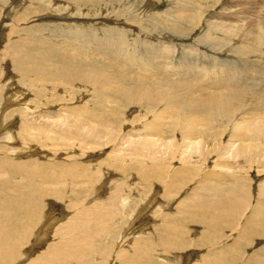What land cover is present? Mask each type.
<instances>
[{"label":"rangeland","instance_id":"1","mask_svg":"<svg viewBox=\"0 0 264 264\" xmlns=\"http://www.w3.org/2000/svg\"><path fill=\"white\" fill-rule=\"evenodd\" d=\"M225 1L218 4L219 6H213L207 11L205 10V6H197L194 0H0V84L4 83L3 86L6 84L5 86H7V90L9 89L6 91V96L12 97L13 95L16 96V94L19 93L18 95L22 98L20 100L18 97L19 99L17 98L18 101H16V103L10 102L9 104L14 105L9 106L4 116V121L7 122L6 127L9 131V134H11L12 137L15 136L17 138L13 141V143L11 141L8 142L3 140L5 137L4 134L8 133L7 130H4L1 132L3 135L1 138L2 140L0 139V149H4L3 151L9 154L14 151H21L19 152V154L21 153L20 156L25 155L24 157H21V159L17 158V154H10V156L6 158L8 161L7 165L10 166L9 172L18 169V167L20 168L21 166H17V163L20 161L25 160L29 162L31 160L37 159L41 163L46 162L47 164H53L56 160V162L60 163L61 165H63L64 161L67 162V164L69 163L68 165L73 166L76 171H87L88 174H91L95 172V169H98V172L96 173H99L98 175H100V178L102 177L99 179L96 185L91 183V186H87V189H84L87 191L86 193L84 190H77L71 193L69 185H67L70 183V181L68 179H63L65 185L62 187L63 189L60 188L58 190L59 195L57 194L56 197H43L39 202L42 210L41 217L44 218L45 215H48V213L51 214V217L53 216L51 221L48 222L49 227L40 231L43 223L40 224L36 231L37 239L34 240L35 243L33 241L31 244H28L26 246L27 248L24 249V253H17L14 264L22 263L25 259L24 254H29L32 256L35 253L40 254L46 249L51 250V248L54 246L61 244L64 239L70 238L72 233L76 234L81 231H86L85 234L89 232L90 239H92L91 241L89 240L87 246H82L84 247V250L85 248H87V250L86 258L82 260L83 263L81 264H91V262L92 264H119V261L117 263L114 262V257H116L118 254L122 256L126 255L125 257H127L128 253L126 250H130L133 243H139V241H142L140 239H143L145 242L148 241L147 243L142 241L141 249L146 251V244H149V249L151 251L149 249L148 250L150 251V255H152L150 258V261H152L150 262L151 264H163L162 262H164V264H169L167 259V261L164 260L169 254L161 253L160 250L163 251L161 248L162 245L160 244L161 238L155 232L156 229L168 230L165 228L169 226V232H171L172 229H175L179 231L182 230V233H184L177 235L176 232H171V234L176 233V236L172 235L175 237L173 238L170 235V237L173 238L171 240L174 242L173 243L169 240L170 243H180V248L175 252L173 251L171 256H168V258L170 257L173 264L195 263V261L205 252L204 248H206V246H208L207 248L209 249L212 248L208 250L214 252V255H216L218 252H223L221 251L223 248L221 246L226 242V240H229L227 230L217 229L218 231H210L203 224L199 225V223H193L190 217L187 219L184 217L182 219L177 218L175 221L171 222V225L166 220L163 222V219L166 216L162 217L163 219L161 218L159 221H157L155 217L158 216L157 212L159 208L156 209V207H158L157 205H161L165 208V210L162 209V212L159 211L158 214L166 213L167 216L169 214L168 217L170 218L178 217L180 215L176 213L178 201L182 202L185 197L190 195V189L192 187L198 189L204 188V186L196 184L195 176L198 175L199 177L200 175H209V172H218L219 170H221L222 174H225L227 171L219 167L228 166L229 162H234L232 164L237 166L234 168V171H237L238 174H240L242 177H245V180L242 183V188H247L249 190L248 195L245 196V198L247 199L248 203L253 202V199L257 196V192L259 191L258 187L264 184V140L253 138L249 130L250 127L246 126L248 130L241 129L243 139H241L240 144L238 145L239 142H234L235 146L230 148L228 146L229 144H227L228 140L232 135L237 134L238 130L233 131L226 129L227 132L225 134H222L219 128L215 130H209H217L215 133L210 135L219 134L214 135L216 136V140H214L211 145H208L209 148L213 149L212 155L208 157L207 162L202 166L203 169H196L194 166L191 167V169L196 170L195 174L197 175L194 174L193 176V174H189L188 172L184 174L183 171L188 167L190 168L191 165L190 163L188 165V161L185 160L184 156L180 157V160H177L179 159L178 154L187 155L183 154V143H186L190 140V134H209V132L205 131L204 124L206 119L210 116V112H205L201 108H194L189 112H185L182 110L163 107L162 103L164 101L156 96L133 97L126 100L118 94V86L120 85L122 89H124L127 94L130 95L139 85L146 86V90L154 94L155 92L162 90L166 84L163 82H155L147 78H133L124 74L127 73L128 70H124L125 68H123L124 65L122 64L121 60L117 61L116 59L118 64L112 66L100 58H85L84 56L77 53L69 52L70 50H66L69 47L65 46V44L69 45L70 47L72 46L73 49L71 50L76 51L75 44L77 38L80 37L75 38L73 36H67V34H73L81 30L84 31L82 33L88 32L89 34H93L95 31L98 33H96V35L100 36L98 27H102V24L104 25L103 27L122 28V26H125L130 32L135 31L134 28L137 27H139L141 30L148 29L149 32L152 30V32H154L153 35H151L152 37L160 39L163 42H173L180 48H182V46L187 47L185 44L190 46L192 42L198 38L202 31H204L206 24L209 21H215L218 20L219 17L226 16L229 18L226 20V22L232 23L236 22V18H241V16H244V10L241 6H234V1ZM170 3H174V7L173 4ZM228 3H232L233 5ZM169 4L174 9L180 8L179 10H183L187 8L189 14L190 11L196 9L192 15L196 14L198 16L200 12H202L204 16L201 19V22L196 24L192 31L185 34H188L187 36L180 38L178 35L171 33V29H173V25L178 26L180 29L184 25L182 23L174 22L172 20L173 17L167 13L168 10L169 12L172 11ZM222 6L225 7L223 8ZM67 7L69 8L68 10ZM76 7H79V10L76 9ZM82 8L85 9L83 10ZM72 9L76 11L74 12ZM231 9L234 11V13L231 12ZM83 12H85V14ZM231 16L233 18H231ZM152 28H155L156 31ZM185 28L186 27H184V29ZM34 29L37 32H34ZM39 36H42V38H49L47 41L48 45L39 48L34 47L35 45L30 46V43L27 42L28 40L26 38H31L36 41ZM193 50L185 53H175L187 61H196L200 55ZM262 50L264 53V48ZM165 51L169 56L174 54L170 50L165 49ZM26 53L28 54L26 55ZM98 53L99 56H101L106 54V51L104 48H102ZM212 53L213 52L209 51V54ZM235 59L236 62L234 65L233 61L230 63V67L234 70L240 71L241 69L247 70L253 68H257L255 69L256 71H260L262 69L264 70V58L258 53L249 52L248 54L238 56V58ZM184 63L188 64L185 61ZM116 66L121 67L122 69L119 70ZM74 68L89 72L93 75V77L97 71H93L91 68H99L104 71V78H109L112 75H120L123 81L119 84H106V89L102 91L100 89L102 84L94 80L92 83L69 87L68 93L62 95L60 90L57 89L56 84V82L60 81L52 79L50 75L53 73H66L68 70ZM152 76L157 78L161 77V75L157 74ZM228 76L232 75L228 74ZM263 79L264 77H261L259 80H257L258 82L255 81L254 84L258 83L257 85H259ZM67 81L68 80L66 79L64 82ZM53 86H55V88ZM254 86L256 87V85ZM19 101L25 103V105L23 106L22 104H17ZM261 104L264 105V102H261ZM258 106L260 107V104H258L256 108H258ZM22 107H28V109H33V107H35L43 110L41 113H33L34 115H28L25 121L29 124L38 125L40 123H44L43 121L46 119L45 115L50 117V121H46V123L49 124H52L53 121L57 120H61L63 123L67 122L69 124L68 133L74 136L71 144L73 145V149L70 150L71 148H69L68 151L65 148V150L60 148L62 146L59 141L56 143V145L59 147L53 149L49 147L41 148L42 145H40V148L32 144L30 146H23L21 141L22 137L19 135V119L13 115V111H15L14 109ZM195 107H203V105L196 103ZM262 109L264 108L260 107L255 109L253 115H251V117L253 116L252 119H262L264 117V111ZM37 116L43 117L42 120H39ZM95 118H98V120H95ZM192 121L198 122L200 125L196 128H192ZM201 124H203V126ZM98 129L104 130V133L100 136V138L97 137ZM187 137L189 140H186ZM206 137H208L209 140V135L198 137V139L201 140L202 138ZM193 140L195 141L196 138ZM240 145H246L245 153L243 154L242 152H239L235 154L236 146L238 147ZM205 148L206 144H201L199 150L192 151V158L190 161H196L195 156L200 152V150L204 151ZM171 152L175 153L176 159L166 163H161L162 160L167 159V154ZM68 153L71 156H68ZM116 157L119 158L121 163H126L127 165L136 167L140 166L142 171L147 170L152 172L150 170L152 166H155V168L159 166L158 170L161 166V169L158 172L162 176V182H157L155 178H150L146 181L139 180V175L134 171H131L129 174L120 173L119 171L115 170V168L110 167V165H112L111 163H113L112 160ZM99 170L101 172H99ZM190 171L194 173L192 170ZM101 173H103V175H101ZM8 178L7 181H10L9 185L11 186V183H13L12 181H16V179H14L12 176H9ZM186 178L187 180L189 178V180L192 182L191 185L188 184L187 180L184 184L179 183L180 179L184 181ZM7 181L5 182L8 183ZM102 181H104V183L107 181L108 185H104V188H102L100 193H97V195L95 194V187L99 186ZM126 181L127 183H130V186L132 183H134L136 185L139 184L138 186L141 188H144V184L148 183L150 188H147L149 186H146L145 189L148 191V193L155 189V197L153 198V194L151 193L146 194L145 191H141L142 193L138 194L137 192L130 193L129 191L124 190L122 192L120 191L119 194L121 196H118V202L114 204V190H116L114 187H116L117 184L120 185L121 182L125 183ZM177 184H180V186L178 187ZM111 189L114 190L112 191ZM165 189L172 190V196L168 194L171 198L167 199L168 201L166 200V197L162 198L160 196ZM227 189H229V187H225V190ZM239 189L241 188L239 187ZM107 192H110V194ZM1 193L2 192H0V200L3 196ZM96 195L98 198H96ZM150 196H152V207H154L149 211L146 210V213L142 215L144 206H146L145 203L150 202L148 200ZM73 198L79 200L75 199V201ZM97 199H99V201ZM122 200H126L125 203ZM98 204H100V206ZM74 205L77 206L75 207ZM101 207H113V213H111V215L113 214V217L115 216V218L111 216V219L108 222L106 221L105 227H101L102 230H100V228L98 233L96 232V223L94 221H91V223L90 221L87 222L88 217H86L85 212L90 208L102 209ZM174 210H176V212ZM159 226L160 228H158ZM231 227L233 228L235 225ZM104 228L107 229L105 230ZM65 230L66 233L63 234V236L62 232ZM202 230L204 233L208 232L211 237L208 238V236H206V239L208 238L206 241L208 242L204 248H197L196 244L198 242V236L196 234L203 233ZM39 231L43 234V237H41L42 240L38 238ZM169 232L166 233V235L169 234ZM52 234L56 237L54 236L55 238H53ZM102 235L104 237H101ZM166 235L165 237H168ZM79 236V240L85 238L81 235ZM94 237H96V239ZM102 238L104 241H102ZM215 238L217 239L214 240ZM36 242H40V244H36ZM228 243L229 242H226V244ZM263 247L264 237L257 235L255 238L253 237L250 248H244V250L242 249L240 251L242 252L243 257L239 256V258L237 256L236 258L234 257L232 260H230V258L228 259L226 256V261L221 264H260L258 262L259 260L261 261V264H264V255L259 256L260 248L262 249ZM92 250H94L95 254ZM63 253L65 254L66 252L64 250L60 251V256L63 255ZM174 253H177L176 257L173 256ZM104 260L106 261L104 262ZM63 262L65 264H76L74 260H64ZM63 262L62 264H64Z\"/></svg>","mask_w":264,"mask_h":264},{"label":"bare ground","instance_id":"2","mask_svg":"<svg viewBox=\"0 0 264 264\" xmlns=\"http://www.w3.org/2000/svg\"><path fill=\"white\" fill-rule=\"evenodd\" d=\"M194 1L196 2L197 6L203 5L205 6V10L208 11V9H211L213 6L216 7L218 4H220L225 0H194ZM231 1H234L233 2L234 6H241L243 8L244 16H241V18L239 17L236 18L235 19L236 22H232V23L226 22V20L229 19L226 16L219 17L218 20L215 21H209L207 24L205 23L206 28L204 29V31H202V33L198 36V38H196V40H194V42H192L190 46L185 44L187 47L182 46V48H180L173 42H163L160 39L152 37L151 35H153L154 33L152 32V30L149 32L148 29L141 30L139 27H137L134 28L135 31L130 32L125 26L122 25L121 26L123 29L117 27H103L104 25L101 24L102 27H98L100 36L96 35L97 32H95L94 30H93L94 31L93 34L92 33L89 34L88 32L82 33L84 31L81 30L73 34H67V36H73L75 38L80 37L77 38L75 44L76 51L71 50L73 49L72 46L70 47L69 45L65 44V46L69 47L68 49H66L68 51L70 50L69 52L77 53L79 55L84 56L85 58H95V57L100 58L105 60L108 64L112 66L118 64L116 62V59L117 61L121 60L122 64L124 65V67L123 66L122 67L125 68L124 70L126 69L128 70V72L124 74L137 79L147 78L155 82H163L164 84H166V86L162 90L155 92L154 94L147 91L146 86L139 85L130 95H128L127 92L124 89H122L120 85L118 86V92H119L118 94L122 98L127 100L133 97L156 96L164 101L162 103L163 107L182 110L185 112H189L194 108H201L205 112H210V116L206 119L204 124V129L205 131L209 132V134H205V133L190 134L189 135L190 140L187 137L186 140L189 141L183 143L184 144L183 154H187V155L178 154L179 159L177 160H180V157L184 156L185 160L188 161V165L189 163L191 165L190 168L187 166L188 168L183 171L184 174L188 172L189 174H193L194 176L196 170L191 169V167L194 166L196 167V169H203L202 166L205 165L208 157L212 155L213 149L209 148L208 145H211L214 142V140H216L215 139L216 136L214 135H219V134L210 135L212 133H215L217 130L216 131H209V130H215L219 128L222 134H225L227 132L226 129L233 131L238 130V133L232 135L228 140L227 144H229L228 146L230 148H233L235 146L234 142H239L238 145L240 144L241 139H243L241 129L248 130L246 126L250 127L249 130L253 138L264 140V117L262 119H252L253 116L251 117L255 109H258L260 107L264 108L263 107L264 105L261 104V102H264V79L259 85H257L258 83L254 84L255 81L259 80L261 77H264V70L262 69L260 71H256L255 69L257 68H253L247 70L241 69L240 71H237L230 67L231 66L230 63L232 61H233V65L235 64L236 62L235 58H238V56L241 55H246L249 52L258 53L259 55H261V57L264 58V53L262 50L264 48V0H230V1L228 0V2ZM170 4H173V7L175 5L174 3H170ZM228 4H232V3H228ZM68 9L69 8L67 7V10ZM76 9L79 10V7H76ZM171 9L172 11L170 10L171 12H169L168 10L167 13H169V15L173 17L172 20L174 22L182 23L184 25L181 29L178 26L173 25V29H171L172 30L171 33L178 35L180 38L187 36L188 34L187 35L185 34L192 31L193 28L196 26V24H199V22H201V19L204 16L202 12H200L198 16L196 14L192 15V13L196 11V9L190 11V14L188 13L187 8L183 10H179L180 8L174 9L171 7ZM72 11L74 10L72 9ZM231 12L234 13L232 9ZM83 13L85 14V12ZM231 18L233 17L231 16ZM184 27L186 28L184 29ZM152 29L155 30V28ZM34 32L37 31L34 29ZM26 39L28 40L26 41L30 43V46L35 45L34 47L37 48L47 46L48 45L47 41L49 40V38H42V36H39V38H37L36 41L31 38H26ZM41 42L46 44H43ZM102 48H104L106 54L99 56L98 52ZM164 48L170 50L174 54L172 56H169ZM191 50L195 51L200 55L196 61H187L183 57H181L180 55L178 56V54L175 53V52L185 53V52H190ZM209 51L213 53L209 54ZM27 54L28 53H26V55ZM184 61L187 62L189 65L185 64ZM116 67L119 70L122 69L121 67L118 66ZM91 70L97 71L94 77L89 72L83 71L82 69L79 70L77 68L70 69L66 73L63 72L53 73L50 75V77L54 80L60 81V82H56V84H57V89L60 90V93L62 95L68 93L69 87H74V85L80 86V84L92 83L94 80L102 84L100 86V89L102 91L106 89V84H110V83L119 84L123 81L120 75H112L109 78H104L103 75L104 71H102L101 69L91 68ZM154 74L161 75V77L160 78L153 77L152 75ZM228 74L232 76H228ZM66 79L68 81L64 82ZM3 84L4 83L0 84V98H1L0 139L2 138L3 135V133L1 132L7 130L6 127L7 122L4 121L5 112L9 108V106L14 105L9 103L10 102L16 103V101H18L19 98L20 100L22 99L21 96L18 95L19 93H17L16 96L11 95L13 98L6 96L7 95L6 91H8L9 89L7 90V86H5L6 84L4 86ZM254 85H256V87ZM53 87L55 88V86ZM196 103L202 104L203 107H195ZM17 104H22L23 106L25 105V103L20 101L17 102ZM258 104H260V107L258 106V108H256ZM28 107L16 108L14 109L15 111H13V115L15 117H18L19 119L18 121L19 129H20L19 135L22 137L21 141L23 146H30L32 144L38 146L39 148L40 145H42L41 148L49 147L53 149L59 147L58 145H56L57 141H59L62 146L60 148L62 149L65 148L67 150L69 148H71L70 150L73 149L72 147L73 145L71 144H72V140L74 139V136L68 133L69 124L67 122L63 123V121L57 120V121H53L52 124H49L46 123V121H50V117L48 115H45L46 119L44 118L45 119L43 121L44 123H40L38 125L29 124L25 121L27 116L33 113L35 114L41 113L43 112V110L35 107H33V109L31 108L32 110L29 108L30 109L29 110ZM262 110L264 111V109ZM37 117L39 120H42L43 118L41 116L40 117L37 116ZM95 120H98V118H95ZM199 125L200 124H198V122H193V121L191 122L192 128H196ZM201 125L203 126V124ZM103 133H104L103 129H98L97 137L100 138V136ZM4 135L5 137L3 140L8 142L11 141L12 143L17 138L15 136L12 137V135L9 134V131ZM206 135H209V140L208 137L202 138L201 140L198 139V137H202ZM195 138L196 140L194 141L193 139ZM201 144L204 145L206 144L205 150L204 151L200 150V152L195 156L196 161L193 162L190 161V159L192 158L191 157L192 151L199 150ZM245 146L246 145H240L238 147L236 146L235 154L239 152L240 153L242 152L244 154L246 150ZM29 149L34 150L32 148ZM3 150L0 149V192H2L1 194H3L0 200V264H14L17 253L19 252L24 253V249L27 248L26 246L28 244H31L34 240L37 239L36 231L40 226V224L43 223L40 231H42L43 229H47L49 227L48 222L51 221L53 216L51 217V214L48 213V215H45L44 218L41 217L42 210L39 202L43 197H47V196L56 197L58 194V190L64 187L65 183L63 181L65 179H68L70 181V183L67 185H69V189L72 193L73 191L75 192L77 190L82 191L84 189H87V186L88 187L91 186L90 185L91 183L96 185V183L102 177L100 178V175H98L99 173H96L98 172V169H95V172L88 174L87 171H76L74 167L68 165L69 163L67 164V162L63 161V165H61L60 163L56 162V160L53 164H47L45 161H44L45 163H41L37 159L31 160L29 162L25 160L20 161L17 163L18 164L17 166H21V167L20 168L18 167V169L9 172L10 166L7 165L8 161L6 160V158L10 156V154L11 155L17 154V158L21 159V157H24L25 155L20 156L21 153L19 154V152L21 151L19 152L17 151L18 153L14 151L9 154ZM68 156L71 155H69L68 153ZM175 157H176L175 153L171 152L167 154V159L162 160L161 163H166L168 161L175 160L176 159ZM112 161L113 163H111L112 165H110V167L115 168V170L119 171L122 174H129L131 171H134L136 172V174L139 175L138 176V179L140 178L139 180L146 181L147 179L155 178L157 182L159 183L162 182V176L158 172L161 169V166L159 170H158L159 166L157 168H155V166H152L150 168L152 172H150L147 170L142 171L140 166L136 167L132 165H127L126 163H121L118 157L114 158ZM232 163L229 162L228 166L219 167L227 171V173L225 174H222L221 170H219L218 172L211 171L209 172V175L207 174L200 175L199 177L197 174H195L197 175L195 176L196 184L204 186V188L198 189L192 187L190 189L191 194L185 197L182 200V202L178 201L177 206L175 205L177 212L176 210H174L177 214H180L178 217L170 218L168 217L169 214L168 216L166 213L158 214L159 211L162 212V209L165 210V208L164 206L161 205L160 206L157 205L158 207H156V209L159 208L157 212L158 216L155 217L157 221H159L162 217L166 216L164 219L162 218L163 222L164 220H166L171 225V222L175 221L177 218L182 219L184 217L187 219L188 217H190L193 223H199V225L203 224L210 231H214L217 229L227 230L229 240H226V242L229 243L226 244V242L224 241L225 243L221 246L223 247L222 248L223 250L221 249V251L223 252H218L216 255H214V252L209 251L212 248L209 249L207 248L208 246L204 248L208 242L206 240L209 237H211L208 234V232L204 233V231L202 230L203 233L196 234L198 236V242L196 244L197 248H204L205 252L202 254L201 256L202 258L199 257L193 264H221L224 261H226L227 257L228 259L230 258V260H232V258L234 257L236 258L237 256L238 257L242 256V252H240L242 249L244 250V248L245 249L250 248L253 237L255 238L257 235L260 237H264V184L258 187L259 190L257 192L258 197L256 196L253 199V202L248 203L245 196L248 195L249 190L247 188H242L243 187L242 183L245 180V177H242L240 174L237 173V171H234L235 170L234 168H236L237 166ZM189 169L192 170L194 173H192ZM99 172L101 171L99 170ZM101 175H103V173H101ZM9 176H12L14 179H16V181L15 180L12 181L13 183H11L12 184L11 186L9 185L10 181H7V178ZM186 180L187 178L184 181L180 179L179 183L184 184L186 183ZM5 181H7L8 183H6ZM187 182L189 185L192 184L189 178ZM106 184L107 181H105V183L104 181H102V183L99 184V186H96L95 194L100 193V191L102 190V188H104V185ZM180 184L179 185L177 184V186L179 187ZM138 185L139 184L136 185L132 183L130 186V183H127V181L125 183L121 182L120 185L117 184L116 187H114V189L116 190L113 189L115 191L114 204L118 202L117 200L119 199L118 196H121L119 194L120 191L122 192L124 190H127L130 193L137 192L138 194H141L142 192L145 191L146 194L151 193L153 194V198L155 197L154 196L155 189L151 190L149 193L145 189L146 186H149L148 183L144 184L145 185L144 188H141ZM225 187H229V189L225 190ZM239 187L241 189H239ZM147 188H150V186ZM84 191L85 193L87 192L86 190ZM171 191H172L171 189H165L162 195L160 196L162 198L166 197V200L171 199L169 196V195L172 196ZM108 194H110V192ZM96 198H98V196ZM151 198L152 196H150V198L148 199L150 201V202L148 201L149 203H145L146 206H144V211H142V215L146 213V210L149 211L151 208L154 207V206L152 207L153 200ZM97 200L99 201V199ZM122 201L125 203L126 200L125 201L122 200ZM98 205L100 206V204ZM101 208L102 209L90 208L85 212L86 217H88L87 222L90 221L91 223V221H94L96 223V232L102 230L101 227H105L106 221L108 222L111 219V216L113 217V214L111 215V213H113L112 211L113 207H101ZM41 218L43 221L42 220L40 221ZM113 218H115V216ZM233 225H235V227L232 228L231 226ZM158 228H160V226ZM165 229L169 230L170 226ZM168 230L156 229L155 232L161 238L160 244L162 245L161 248L163 249V251L160 250L161 253L169 254L168 256H171L173 254L172 253L173 251L175 252L177 249L180 248V243H176L175 240L174 241L176 244H173L174 242L171 239L175 237H173L172 235L176 236V233L177 235L184 233H182V230L179 231L172 229V231L176 233L171 234L172 231L169 232ZM40 231L38 232V238L42 240L41 237H43V234ZM167 231L169 232V234L166 235V233H168ZM85 232L81 231L76 234L72 233V236H70V238L64 239L61 244H58V246H54L53 248H51V250L46 249L44 252L40 254L35 253L32 256L29 254H24L25 259L23 258L24 261L19 264H62L64 260L67 261L74 260L76 264H81L83 263L82 260L86 258V250H87V248H85L84 250V247L82 246H87L89 240L90 241L92 240L90 239V233L87 232L85 234ZM65 233L66 230L62 232V235ZM79 235L85 238L79 240L78 239V237H80ZM165 235L168 237H165ZM170 235L173 238H171ZM54 236L53 238L56 237ZM206 236H208L207 239ZM101 237L104 236L102 235ZM94 238L96 239V237ZM216 239L217 238H215L214 240ZM140 240L143 241V239ZM169 240L172 241L173 243H170ZM102 241H104L103 238ZM142 241H139V243L137 242L133 243L132 248L130 247L131 248L130 250L129 249L126 250L128 253L127 257H125L126 255L124 254H123L124 256L120 254L116 255L117 254L116 252L115 254L116 257H114L115 258L114 262L117 263L119 261V264H151L150 262L152 261H150L151 260L150 258L152 257V255H150V251H151L149 249L150 246L149 244H146V251L141 249ZM37 243L38 242H36V244ZM38 244H40V242ZM63 250L66 253L65 254L63 253V255L60 256L59 252ZM92 251L94 253V250ZM176 254L177 253H174L173 256L176 257L177 256ZM262 255H264V247L262 249L260 248L259 251V256ZM168 256L167 258L165 257L164 260L165 261L168 260L167 262H169V264H173L170 257L168 258ZM106 260H104V262ZM258 262L261 264L260 260ZM162 263L164 264V262Z\"/></svg>","mask_w":264,"mask_h":264}]
</instances>
